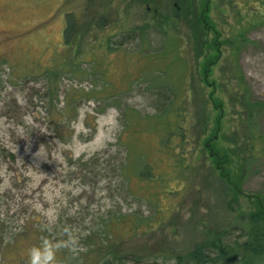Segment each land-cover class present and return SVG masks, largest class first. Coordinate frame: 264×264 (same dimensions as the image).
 <instances>
[{"label":"trees","instance_id":"16d2710c","mask_svg":"<svg viewBox=\"0 0 264 264\" xmlns=\"http://www.w3.org/2000/svg\"><path fill=\"white\" fill-rule=\"evenodd\" d=\"M120 1L117 0L111 15L98 12L107 0H85L84 8L65 13L61 41L54 42L50 54L44 51L38 54L25 52L18 58L0 53V101L6 103L9 98L15 101L13 96H7L5 82L15 84L38 78L45 86L43 100H59L60 81L67 77L88 80L92 85L87 89H65V106L73 102L72 97L69 99L70 92H78L79 96L96 102L98 113L111 105L123 114L125 121L116 142L122 148L113 150L108 147L88 157L65 155L68 167L65 175L76 178L81 185L87 180L96 184L103 179L110 196L114 194L113 185L117 184L119 193L133 194L141 203L154 208L148 214L138 210L115 213L112 209L92 214L90 220L95 228L87 225L80 239L88 250L95 248L102 259L109 258V261L105 260L107 264L129 256V253H122L124 239L161 225L165 217L170 216L165 214L166 210H171L173 216V211L180 207L183 199L180 198L176 206L173 200L183 189L191 188L199 176L206 193L205 198L199 197L196 201L204 205L206 213L199 214L193 221L197 238L181 250H173L172 247H162L161 251L149 249L148 254L132 255L133 259L139 262L161 257L166 264H264V192L252 196L253 209H242L240 202L241 194L245 193L242 183L247 165L263 151L264 135L256 125L255 114L264 110V99L251 97L240 67L237 62H232L230 78L236 82L232 101L239 103L246 115L244 142L247 147L239 162L235 163L233 153L239 156L244 142L240 147L235 146L237 152L234 147L219 144L218 119L215 129L207 133V121L203 115H198L194 122H191L192 118H182L188 109V66L177 25L185 19L191 21L196 37L195 53L203 54L201 73L206 80L210 66L222 52V41L218 37L207 40L202 35L207 27L205 25L211 23L209 0L201 3L194 0H133L147 4L151 8V17L132 25L123 22ZM241 2L246 5L252 2L250 8L253 10L248 17L235 16L236 24L227 37L233 55L242 43L249 40L246 32L250 27L264 21V0ZM83 19H86L85 24ZM83 30L91 37L86 50L80 52L76 51V47ZM215 32L219 36V31ZM141 82H147L146 89L153 92L154 111L151 113H142L121 102L122 97L134 90V85L140 86ZM209 95L217 103L213 90ZM46 116L54 119L53 137L67 141L72 133L69 137L60 134L57 123L64 121V125H70L77 115ZM147 134L152 139L149 145H143V137ZM224 134L221 139L227 138ZM191 140L196 145L200 142L207 151L211 181L200 173L201 168L195 164L193 151H188ZM235 140L236 137L232 141ZM17 157L16 152L0 139V167L14 164ZM16 176L17 173L10 174L13 184L16 183ZM2 180L0 171V184ZM10 191V187L0 190V241L5 242L4 247L12 241L16 243L19 236H27L30 230L26 232L25 229L34 222L38 227L46 224L47 228H53L55 236L47 237L53 242L69 238L70 230L67 229L66 233V228H57L62 223L61 215H58V222L53 223L41 222L31 215L14 224L8 214L11 204L3 199L9 196ZM3 205V213L9 217H2ZM88 213L81 217L77 225L84 222ZM17 227L20 229H14ZM35 237L30 241L32 244L42 243L43 239H39L38 234ZM66 250L61 249L62 252Z\"/></svg>","mask_w":264,"mask_h":264},{"label":"rangeland","instance_id":"374dc122","mask_svg":"<svg viewBox=\"0 0 264 264\" xmlns=\"http://www.w3.org/2000/svg\"><path fill=\"white\" fill-rule=\"evenodd\" d=\"M194 1L201 3L207 0ZM116 2L117 0L111 2L107 0L100 6L98 12L111 15ZM208 3L211 23L209 26L205 25L207 27L202 35L207 40L218 37L222 41L220 45L222 52L219 59L210 66L206 80L201 73L203 54L195 53L196 37L191 21L187 22L185 19L179 21L177 25V33L183 38L184 56L188 66L186 82L189 89L188 109L182 118L186 116L192 118L191 122H194L198 115H203L207 121V133L215 129L218 119L220 128L217 131V142L227 148L234 147L237 152L236 148L242 146V141L244 142L246 115L239 103L232 101L235 98L236 82L230 78L231 66L232 62H237L251 97L264 99V21L250 27L246 32L249 40L242 43L237 53L233 55L227 37L236 24L235 16L239 14L248 17L253 10L251 9L253 3L248 2L246 5L242 4L241 0H209ZM84 4L85 0H0V53L18 58L25 52L38 54L44 51L50 54L54 42L61 41L64 14L69 11L77 12L78 9L84 8ZM119 5L121 17L125 19L123 22L128 25L141 23L151 17V8L144 2L121 0ZM85 22L86 19H83V24ZM215 30L219 31V36ZM90 37L88 32L83 30L76 51H85ZM5 83V91L9 94L7 96H13L15 103L10 98L6 103L0 101V139L14 150L18 157L14 164H4L0 167L3 177L0 190L11 188L9 196L7 198L3 196V199L11 204L8 214L13 218L12 222L17 225L32 215L41 222L53 223L58 222V215H61L62 223H59L57 228L70 230L69 235L75 236L79 245L86 251L73 255L68 250L65 252L60 250L56 254V264H107L105 260L109 261V258L102 259L95 248L88 250L80 239L86 232L87 225L92 226L90 220L92 214L97 215L106 212L107 209H112L115 213L138 210L140 213L148 214L154 208L145 202L141 203L133 194L126 195L121 191L119 193L116 190L117 184L114 183V194L110 196L103 179L96 184L87 180L81 185L76 178L65 175L68 168L65 155L70 153L74 157L78 155L88 157L95 151L108 147L113 150L122 148L116 142L124 125L123 114L111 105H107L98 113L95 108L96 102L79 96L78 92H70L69 99L72 97L73 102L65 106L64 90L71 87L87 89L92 85L88 80L64 77L60 81V99H53L52 102L48 98L45 100L42 98L45 86L41 78L22 80L15 84ZM147 85V82H141L140 86L134 85V90L123 96L121 102L133 106L142 113L153 112V92L146 89ZM211 90L213 98L218 99L217 103L209 95ZM46 115H77L70 125H64V121L57 123L59 126L57 131L60 134L68 136L72 133L67 141L63 142L53 137L54 132L51 129L54 119ZM255 115L256 125L264 135V110L258 111ZM223 134L227 138L221 139ZM150 137L151 135H144L143 145H149L152 139ZM234 137L236 140L233 142ZM188 147V151H193L196 158L195 164L201 168L200 173L207 178L206 180H210L208 166L211 163L207 151L201 147L200 142L196 145L193 140ZM246 151L244 142L239 156L233 153L234 162L238 163ZM13 173H17L15 184L10 182V174ZM199 179L201 176L195 180L191 188L183 189L177 199L173 200L176 206L180 198L183 199L180 207L173 211V216L171 210H166L165 214L170 216L165 217V222L161 225L124 239L122 253H129V256L122 260L114 259L108 264H166L161 257L136 262L132 255L148 254L149 249L161 251L162 247H172L173 250H181L190 246L197 238L193 221L199 214L206 213L204 205L196 201L199 197L205 198L206 193ZM181 185L180 183L179 187ZM242 188L245 193L240 196L241 208L253 209L252 196L264 192V142L262 154L247 165ZM1 211L2 213L5 211L4 205ZM87 211L89 213L85 216L84 222L77 225ZM3 216L9 217L4 213ZM47 227L46 224L38 227L34 222V225L25 229L26 232L30 230L27 236H19L16 243L12 241L4 247L5 242L0 241V264H29L30 250L42 245L40 242L36 245L30 242L37 238L35 234H38L39 239L55 236L53 228L49 231Z\"/></svg>","mask_w":264,"mask_h":264},{"label":"clouds","instance_id":"9594fccd","mask_svg":"<svg viewBox=\"0 0 264 264\" xmlns=\"http://www.w3.org/2000/svg\"><path fill=\"white\" fill-rule=\"evenodd\" d=\"M64 231L67 233L68 230L65 229ZM61 249H67L73 255H78L79 252L86 251V249L79 245V241L75 236L69 235L67 240H58L55 242L45 237L40 247H33L30 250L29 264H56V254Z\"/></svg>","mask_w":264,"mask_h":264}]
</instances>
